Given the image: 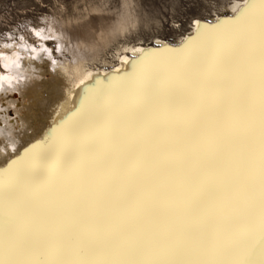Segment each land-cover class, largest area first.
<instances>
[{
    "label": "snow or ice",
    "instance_id": "6c2138e0",
    "mask_svg": "<svg viewBox=\"0 0 264 264\" xmlns=\"http://www.w3.org/2000/svg\"><path fill=\"white\" fill-rule=\"evenodd\" d=\"M0 264H264V0L88 86L0 167Z\"/></svg>",
    "mask_w": 264,
    "mask_h": 264
},
{
    "label": "bare ground",
    "instance_id": "6f19581e",
    "mask_svg": "<svg viewBox=\"0 0 264 264\" xmlns=\"http://www.w3.org/2000/svg\"><path fill=\"white\" fill-rule=\"evenodd\" d=\"M245 4V0H234L226 13L195 18L190 31L172 41L156 37L151 43L124 44L118 47L112 66H107L103 53L115 37L135 23L127 7L115 19L100 14L96 21L50 22L47 28L34 30L39 37L36 45L25 41L3 44L0 95L12 92L16 98L4 105L0 102V167L44 141L80 106L88 86L124 76L131 71L132 62L145 53L163 47L180 48L197 35L201 26L210 28L221 20L232 19ZM50 38L59 43L58 50L68 57H55L45 44V39ZM9 107L14 110L13 117L7 114Z\"/></svg>",
    "mask_w": 264,
    "mask_h": 264
},
{
    "label": "rangeland",
    "instance_id": "374dc122",
    "mask_svg": "<svg viewBox=\"0 0 264 264\" xmlns=\"http://www.w3.org/2000/svg\"><path fill=\"white\" fill-rule=\"evenodd\" d=\"M125 1L127 4H124ZM233 2L234 0H0V52L3 44L10 41H25L29 45H36L35 40L39 37L35 31L47 28L50 22L73 24L87 19L96 21L100 14L115 19L127 7L135 23L115 37L103 53L107 66H112L117 60L118 47L137 42L151 43L156 37L171 41L178 39L190 31L195 18L208 19L214 14L226 13ZM45 44L56 58L68 57V54L58 50L59 43L55 39H45ZM13 98H16L15 93L9 92L7 95H0V102L4 105ZM7 112L9 117L14 116L12 107Z\"/></svg>",
    "mask_w": 264,
    "mask_h": 264
},
{
    "label": "clouds",
    "instance_id": "9594fccd",
    "mask_svg": "<svg viewBox=\"0 0 264 264\" xmlns=\"http://www.w3.org/2000/svg\"><path fill=\"white\" fill-rule=\"evenodd\" d=\"M245 3H247V0H245Z\"/></svg>",
    "mask_w": 264,
    "mask_h": 264
}]
</instances>
